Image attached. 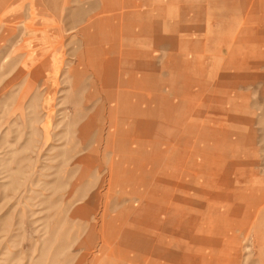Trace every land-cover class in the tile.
Returning <instances> with one entry per match:
<instances>
[{
	"label": "rangeland",
	"instance_id": "rangeland-1",
	"mask_svg": "<svg viewBox=\"0 0 264 264\" xmlns=\"http://www.w3.org/2000/svg\"><path fill=\"white\" fill-rule=\"evenodd\" d=\"M0 264H264V0H0Z\"/></svg>",
	"mask_w": 264,
	"mask_h": 264
},
{
	"label": "crops",
	"instance_id": "crops-1",
	"mask_svg": "<svg viewBox=\"0 0 264 264\" xmlns=\"http://www.w3.org/2000/svg\"><path fill=\"white\" fill-rule=\"evenodd\" d=\"M239 75H240V74H239ZM241 79L244 80L243 78H241V76H239V77H236V80L234 79V80H232V81H228V80H230V79H228L227 81H222V82H223V83H224V82H229V83H231V82H238V81L240 82ZM218 81H219V80H218ZM239 84H240V83H239ZM240 85H241V84H240Z\"/></svg>",
	"mask_w": 264,
	"mask_h": 264
}]
</instances>
